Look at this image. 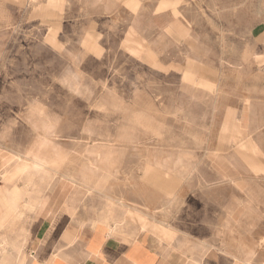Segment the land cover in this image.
<instances>
[{
  "label": "rangeland",
  "instance_id": "374dc122",
  "mask_svg": "<svg viewBox=\"0 0 264 264\" xmlns=\"http://www.w3.org/2000/svg\"><path fill=\"white\" fill-rule=\"evenodd\" d=\"M46 1L0 0V147L16 156L4 182L31 180L40 198L69 199L76 237L98 223L134 233L141 216L176 232L179 247L264 264V81L255 63L264 32L253 31L264 27V0L166 2L175 15L164 22L175 25L153 39L209 60L199 69L222 79L194 93L126 55L116 45L124 25L83 15L79 1L69 13L64 0ZM238 94L247 96L243 131L225 110ZM31 157L44 162L41 174Z\"/></svg>",
  "mask_w": 264,
  "mask_h": 264
},
{
  "label": "crops",
  "instance_id": "0c3cea01",
  "mask_svg": "<svg viewBox=\"0 0 264 264\" xmlns=\"http://www.w3.org/2000/svg\"><path fill=\"white\" fill-rule=\"evenodd\" d=\"M55 1L60 5L63 0ZM64 1L67 3L64 8L68 13L75 5L74 2L72 5L71 1H79L78 7L80 11L83 10V15L104 20L106 24L115 26V31L123 27L121 24L124 25L123 38L116 45L123 46L126 55L145 66L154 63L157 71L166 78H175L178 86L182 85L194 93L200 90L197 85L221 84L220 77L199 69L200 65L205 68L204 64L210 62L209 60L190 56L184 58L177 52L173 55L169 45L164 46L163 41L157 44V40L153 39V31L164 34L167 27L173 30L175 24L164 22V19L168 20L169 17L171 19L174 14L172 9L164 10L171 0H155L154 3L153 0ZM166 2L168 4L165 6ZM175 9L179 14L178 9H181V6L178 1ZM153 21L158 23L155 27L152 26ZM96 24L99 25L98 20ZM98 25L96 30L100 32ZM253 31L264 32V27L259 25L254 27ZM188 32L190 30L181 22L179 33L182 42L183 38L189 36ZM99 46L107 47L104 37L99 40ZM255 63L261 65L264 81L263 51L257 54ZM190 71L192 77L188 79L186 73ZM238 96L239 98L231 100L225 110L235 116V123L243 131L242 129L248 126V108L245 104L247 96L246 94ZM15 158L12 153L0 147V264H244L229 253L212 249L200 253L198 248L179 247L176 244L179 239L176 232L159 225L151 226L141 216H136L139 231L134 233L130 231L127 234L119 233L115 227L109 228L98 223L76 237L73 228L68 226L69 199L63 201V206L58 205L53 194L40 198L29 181L4 182V178L15 172L13 168ZM32 158L29 159L33 162ZM21 169L18 168L16 171ZM68 194L69 190L65 188L64 195ZM61 207L64 209L62 216L58 210Z\"/></svg>",
  "mask_w": 264,
  "mask_h": 264
},
{
  "label": "bare ground",
  "instance_id": "6f19581e",
  "mask_svg": "<svg viewBox=\"0 0 264 264\" xmlns=\"http://www.w3.org/2000/svg\"><path fill=\"white\" fill-rule=\"evenodd\" d=\"M63 79V78H62ZM66 79H67V77H66ZM65 79V80H66ZM64 80V79H63ZM68 80V79H67ZM42 139V138H41ZM44 141V140H43ZM45 142V141H44ZM37 144V143H36ZM35 144V145H36ZM42 144V143H41ZM48 144V143H47ZM45 145V144H44ZM49 145V144H48ZM48 145H47V148H48ZM51 145V144H50ZM41 146V145H40ZM40 148V147H39ZM34 149V148H33ZM36 149V148H35ZM41 149V148H40ZM38 150V149H37ZM33 151V150H32ZM39 152V151H38ZM30 153H31V151H30ZM32 154V153H31ZM40 155V154H39ZM44 155V154H43ZM38 156V155H37ZM41 156V155H40ZM5 157V156H4ZM29 157H30V155H29ZM36 158V157H35ZM43 158V157H42ZM33 159V158H32ZM39 160H42V159H34L33 160V162H32V166H31V168L35 171V172H37L38 174H41V172H42V170H43V168H45L44 167V162H42V161H39ZM45 161V160H44ZM27 169H29V168H26L25 170H27ZM21 170H23V169H21ZM47 171V170H46ZM3 172V171H2ZM45 172V171H44ZM47 172H45V174H46ZM26 174V173H25ZM5 175V174H4ZM42 175H43V173H42ZM49 175V174H48ZM41 176V175H40ZM49 176H51V175H49ZM3 177V176H2ZM4 178V177H3ZM20 178V177H19ZM40 178V177H39ZM44 178H45V176H44ZM52 178V177H51ZM0 180H1V178H0ZM23 181V180H22ZM6 182V181H5ZM31 182V180H29V183ZM45 182V181H44ZM48 182H50V181H48ZM70 182V181H69ZM7 183V182H6ZM2 184H3V182H2ZM44 185V184H43ZM17 186V185H16ZM16 186H15V188H16ZM19 186V185H18ZM24 186V185H23ZM25 186H27V185H25ZM31 186V185H30ZM45 186H46V184H45ZM28 187V186H27ZM10 189V188H9ZM17 190V189H16ZM16 190H14V192L16 191ZM22 190V189H21ZM28 191V190H27ZM26 192V191H25ZM13 194V193H12ZM9 195H11V194H9ZM24 195V194H23ZM28 195V194H27ZM26 196V195H25ZM28 196H30V195H28ZM7 198V197H6ZM5 198V199H6ZM1 199V198H0ZM9 199H10V197H9ZM3 200V199H2ZM5 201V200H4ZM7 201V200H6ZM5 201V202H6ZM13 201V200H12ZM9 202V201H8ZM1 204V203H0ZM8 204V203H7ZM28 204V203H27ZM12 205V204H11ZM14 205V204H13ZM2 206V205H1ZM28 208V207H27ZM32 208V207H31ZM35 208V207H34ZM1 209V208H0ZM10 209L11 210H13L11 207H10ZM15 209V208H14ZM10 210V211H11ZM9 211V213H11ZM18 211V210H17ZM6 212H8V211H6ZM18 213H19V211H18ZM20 214V213H19ZM23 214V213H22ZM28 214V213H27ZM15 215V214H14ZM16 215H17V213H16ZM26 215V214H25ZM3 216H4V214H3ZM8 216V215H7ZM27 216V215H26ZM25 217V216H24ZM21 219V218H20ZM2 220H4V218L2 219ZM9 225V224H8ZM9 229V228H8ZM5 243V242H4Z\"/></svg>",
  "mask_w": 264,
  "mask_h": 264
}]
</instances>
